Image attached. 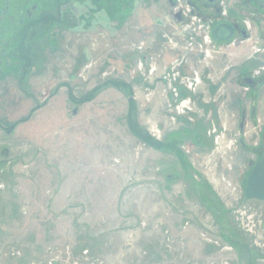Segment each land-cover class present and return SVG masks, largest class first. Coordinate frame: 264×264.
<instances>
[{
	"label": "rangeland",
	"instance_id": "1",
	"mask_svg": "<svg viewBox=\"0 0 264 264\" xmlns=\"http://www.w3.org/2000/svg\"><path fill=\"white\" fill-rule=\"evenodd\" d=\"M165 1L92 13L0 76V264H264L230 143L263 36L206 43ZM186 78L191 98L170 87Z\"/></svg>",
	"mask_w": 264,
	"mask_h": 264
},
{
	"label": "flooded vegetation",
	"instance_id": "2",
	"mask_svg": "<svg viewBox=\"0 0 264 264\" xmlns=\"http://www.w3.org/2000/svg\"><path fill=\"white\" fill-rule=\"evenodd\" d=\"M137 1L139 0H0V76L27 75L42 49L39 46L41 38L47 41L49 36H54L61 28H71L86 22L92 13L97 14L95 17L100 23L115 21L122 24L132 14L115 19L106 15L107 10L115 5L120 9L125 6L133 12ZM147 1H150L149 5L151 1L154 4V0ZM165 2L170 8V18L186 26H202L210 44L232 41V45L236 46L242 40L250 41L249 30L252 25L258 27L264 40V0ZM77 6H83L88 14H76ZM241 18H247L249 21H243ZM219 24L232 27L230 39L220 41L214 38L213 31ZM238 75L237 86L243 91L238 101L235 141L230 143L238 147L235 145L237 142L246 157L245 165L238 168L242 191L237 201L250 203L248 208L243 207L247 212L255 211L253 216L263 217L258 223L260 230H264V121L259 118V103L261 97H264V66L251 72L241 71ZM175 87L176 92L179 87L191 98V88L182 84H176ZM213 87L210 85L208 89L211 95L215 94ZM177 95L180 96L181 93ZM187 102L181 104L185 107ZM247 123L250 124L248 129ZM12 128L13 126L10 130ZM246 135L250 136L248 140Z\"/></svg>",
	"mask_w": 264,
	"mask_h": 264
},
{
	"label": "water",
	"instance_id": "3",
	"mask_svg": "<svg viewBox=\"0 0 264 264\" xmlns=\"http://www.w3.org/2000/svg\"><path fill=\"white\" fill-rule=\"evenodd\" d=\"M232 35V27L226 24H219L213 31V36L217 40H228ZM75 111H73L74 113Z\"/></svg>",
	"mask_w": 264,
	"mask_h": 264
},
{
	"label": "built area",
	"instance_id": "4",
	"mask_svg": "<svg viewBox=\"0 0 264 264\" xmlns=\"http://www.w3.org/2000/svg\"><path fill=\"white\" fill-rule=\"evenodd\" d=\"M199 28H198V30H201L202 29V26H198ZM193 39V37H190V40H192ZM202 39H203V41H205L206 43H209V39H208V35H203L202 36ZM195 76V78L198 80V75L197 74H195L194 75ZM193 78V77H192ZM196 80V82H189V78H186V81L184 80L183 82H181V84L182 85H186L187 87H190V86H192V84L194 85V84H196L198 81ZM170 85V84H169ZM170 87L173 89V90H175V84H171L170 85Z\"/></svg>",
	"mask_w": 264,
	"mask_h": 264
},
{
	"label": "crops",
	"instance_id": "5",
	"mask_svg": "<svg viewBox=\"0 0 264 264\" xmlns=\"http://www.w3.org/2000/svg\"><path fill=\"white\" fill-rule=\"evenodd\" d=\"M212 71H214V69ZM226 90H228V89H226ZM259 118L261 121H264V97H261L260 103H259Z\"/></svg>",
	"mask_w": 264,
	"mask_h": 264
},
{
	"label": "trees",
	"instance_id": "6",
	"mask_svg": "<svg viewBox=\"0 0 264 264\" xmlns=\"http://www.w3.org/2000/svg\"><path fill=\"white\" fill-rule=\"evenodd\" d=\"M96 90H98V88H95L94 90H92V92L89 93L88 96L84 100H89L90 98H92V96L94 95ZM132 132L134 134H136V136H139V134L137 132H135V130L132 129ZM176 148H177V151H178L179 155H181L182 153H181V150H180L179 146H176Z\"/></svg>",
	"mask_w": 264,
	"mask_h": 264
}]
</instances>
